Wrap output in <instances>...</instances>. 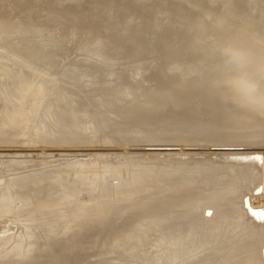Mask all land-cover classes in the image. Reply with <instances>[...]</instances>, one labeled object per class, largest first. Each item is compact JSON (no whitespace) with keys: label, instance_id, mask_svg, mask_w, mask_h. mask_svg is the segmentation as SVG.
I'll use <instances>...</instances> for the list:
<instances>
[{"label":"bare ground","instance_id":"6f19581e","mask_svg":"<svg viewBox=\"0 0 264 264\" xmlns=\"http://www.w3.org/2000/svg\"><path fill=\"white\" fill-rule=\"evenodd\" d=\"M11 1L12 0L10 1L0 0V3H1L0 4V218H3L4 222L5 221L9 222L7 223L8 229L6 231L0 230V264H70L72 263L73 258H76L75 256H77L80 252L85 251L87 248L92 247L91 245H93L96 242L95 238L101 232L105 230L107 231L110 228L108 227L109 225L107 226L99 225V226L90 227L87 231H85V229L89 227L88 225H86V223L77 224V222H73V220H68V219L65 220L63 218L64 225H62L60 229L57 223L47 221L48 219H45L46 217H43V216L38 217V214L36 213L37 212L36 209L34 210V214L27 213L29 212V210L25 206L30 204L33 197L37 198V202L40 203V205H42L41 208L44 209L46 213L53 212L52 215L58 218V216L61 217L60 216L61 212H63L62 211L63 208L60 210L62 206L70 205L71 203L76 204V201L77 200L79 201L78 195L80 193H84L86 194V196L89 195L88 197L89 201L87 202L84 200L83 202H79L80 207L85 206V203L86 204L89 203V205H93V207L90 206L92 207V210L90 211L88 210V212L85 211L88 209V207L86 208L84 207L85 210L82 209V212L83 213L87 212L86 215L88 214H91V215L100 214L101 215L102 214V212L100 211L101 209L99 210L97 207L99 205L98 202L102 203L108 197H111L113 199L116 195H118V197H124L122 198L123 200L127 196L131 197L135 195L136 193L135 191L138 188L145 187V186L148 187L149 190L151 189L150 191L145 189L146 192H149V193L154 192V193H152L149 196L147 195L148 196L147 201H145L143 204L138 205L137 207L135 205V209L141 210L150 205H152V207L150 206L148 210L146 209V211L141 212L137 218L135 217L134 223H132L129 230L123 229L121 230L122 233L120 231L121 234L115 238L116 242L114 241L115 244H113L114 247L112 246V248L110 249L111 252H108L110 250L106 252L107 256L109 255V257L105 255L104 257L103 256L101 257V255H98L97 257L98 258L100 257V258L98 259L96 264H264V201H263L264 174H263V178L260 177L259 175V172H260L259 166L262 163L261 154H264V139H260L257 141L248 140V139H246V141L230 140L228 141V143L223 144L227 146H235V148L238 147L236 148L237 150L235 151H232V150L231 151H227V150L221 151L220 150L219 152H215L212 150L213 151L212 152L211 150L209 151L199 150L195 152L192 150L189 151L185 149L180 150V151L179 150L176 151V149L175 151H168L165 149L166 151L157 152V153H161L162 154L161 156H158V155H156V157L154 156L157 160V162L155 163H158V164L140 163L138 158H140L139 156H143V154L146 153L145 151L156 153L154 151L155 149L153 150L145 149L144 147H148L146 145H149V146H151L152 144L153 145H157V144L166 145V143H168L166 140H165L166 142H164L163 139L160 141L159 140L156 141L155 139L156 142H154V140L153 142L152 141L149 142V140H147L146 138H144L147 140L146 142H144L145 140L141 142L140 136H138V133L136 132V128H138L137 126L141 127L140 125L145 124V123H148V125H151V123L153 122L150 121L149 119L150 117H152L150 115L156 114V113L155 114L150 113L151 110L154 108L153 106L151 107L153 103L150 105V108L152 109L148 112L150 113L148 117L146 116V112L141 113V110H138L140 107L138 103H142V101H145L146 103L149 97L148 96L149 94L146 92V90L142 88L143 85L142 87L138 86L136 88H133L134 90H130L129 93L131 95H130L129 100H131L132 102V104H130L129 103L130 101L126 100V98L124 97V94L121 96L122 92L125 90L124 89L125 87H118L119 85H122V83L124 82L126 72L124 73L122 71L120 72V71L114 70V71H109L105 73L104 72L105 65L103 62L100 61L101 56L100 57L97 56L99 53H102V51L101 52L93 51V50L98 49V44L97 46L92 45V47L88 50V52H83L84 50H82L83 53H79V54L76 53V55H74L73 57H70V59L67 60L66 63L63 62L64 63L63 67H66V68L64 70L59 71L60 73H56V71L53 72L54 69H52V66H54L53 63L56 61V58H58L57 60L64 59V61L66 58V56H63L64 54L61 55V58L58 57L59 53L57 54L55 52V50L53 49L54 48L53 46L57 45V48H58L60 43L59 42L55 43L54 38H51L48 35L60 27L61 20H59V18H56L55 16L51 19L47 17H45L44 19L39 18V17L38 19L29 18L30 16H28L26 12H24V15L20 16L18 13L19 11L17 12L16 9L10 8L12 5L9 2ZM14 1H19V0H14ZM46 1L44 4H46ZM50 1L52 2V0ZM53 1L60 2L61 0H53ZM63 1L72 3L75 0H63ZM188 1H191V0H188ZM193 1H191V3H193ZM55 2H53L51 5L54 8V10L57 8L56 7L57 5L59 6V3H55ZM86 2H89V1L87 0ZM153 2H156V1L153 0ZM96 3L94 4L96 5ZM245 3L249 4L250 7L246 8ZM12 4L14 5V3ZM49 4L51 3L49 2ZM110 4H112V2ZM219 4L223 6V8L221 7L220 8L224 10L223 12L224 14L222 13L223 16L220 18V20H216L213 22L214 27L217 28V31L220 34V35L218 34L215 35L217 37L218 36L222 37L224 34L226 35L227 33H229V31L230 33L227 35H231L233 29H230V28L236 25V22L237 23L244 22V24L246 25V26H243L244 30L245 29L246 30L244 31L242 36H244L245 33L247 34L250 33L249 32V30H251L250 28H253V30H251L253 32L255 27L257 26V20L259 19L260 16L264 15V0H197V2H195L194 5L195 7L197 6L199 9H201L200 13H202L203 11L207 13V15L210 16V14L213 15L216 12L215 11L213 13L212 11L215 8H218ZM51 6L50 7L48 6V7L52 8ZM171 6L172 5H170V7L167 6L168 9L166 8L167 10L165 11L169 12V10H171L169 8H172ZM92 8H94V5H92ZM174 9H173V12H175ZM158 13L159 14L164 13L163 9L158 11ZM197 13L198 12H196V14ZM14 14H17L16 16H18V19H15L16 22H14V24H11V26L4 28L5 25H9L8 23V21H10L9 16L12 19L14 18ZM47 15H48L47 13L44 14V16H47ZM57 15H61V14H57ZM96 15L97 14L95 13L94 16ZM175 16H176V13H175ZM153 17L154 16L152 14V18ZM216 17L217 15L214 18ZM238 17L239 19H241L240 17H243V19L239 22ZM149 18L151 19V16ZM156 18H158L157 15L155 16V19ZM208 18L210 17L208 16L204 17V19H207V20ZM159 19L160 18H158V20ZM161 19L159 20L160 22H161ZM236 19L238 20L235 21ZM97 20L99 19L97 18ZM172 20L173 19L170 18V21ZM18 21L20 23H17ZM75 21H76V18H75ZM151 21L153 20L151 19ZM159 21H157L158 26L160 25ZM152 23H153L152 25L154 26V22ZM200 23L199 25H201ZM259 23H261V20L259 21ZM208 24L209 23H207V25ZM127 25L128 24H126L125 26ZM164 25H167V24H164ZM260 25H264V24L261 23ZM238 26L240 29L241 25H238ZM248 28L249 30H247ZM158 29L159 28L157 27V30ZM262 29L264 30L263 27ZM122 30H125V29H122ZM199 31L198 33L201 34L202 32L201 29ZM241 31L243 32V29ZM256 31H257L256 33L258 34V36L257 34H255V31L253 34H255L256 37H258L259 39L260 37H262L263 32H261L262 33L261 34L259 33L260 31L258 29ZM213 32L214 30H212L210 34L212 35ZM84 34L87 35L85 31H84ZM247 34L245 36L249 35ZM259 34H261V36ZM211 35H209L208 37H213L212 40L215 39L214 38L215 36H213L214 34L212 36ZM225 35L224 37L226 38L231 37V39H234L232 38V36H225ZM191 36H190V39H191ZM197 36L196 35L195 37L192 36L193 40H195L194 38H198L200 35L198 37ZM205 36L206 35L202 37H205ZM245 36L242 39H244L246 43L247 38H245ZM18 39L24 41V43L22 44L23 46L20 45V42ZM218 39L216 38V40ZM168 40L169 39H167L166 41ZM184 40L186 39L184 38ZM228 40H230V38ZM247 40L249 41V39ZM187 41L189 43L194 42L192 40H190L191 42L189 40ZM205 41H208V40H205ZM242 41H240L239 43H241ZM259 41L260 39L258 40V42ZM172 42L175 43L174 41ZM196 42L198 41L195 40V44H197ZM208 42L207 44H205L206 45L205 48L203 49L201 48L203 50L201 52L205 53V51L213 47ZM173 43H171V41H170V44L166 42L165 50L167 49L168 45L169 47H171L170 45ZM177 43H176V46L178 47L179 43L178 44ZM184 43L183 44L181 43L180 47L182 45H185ZM230 43L231 42H229V44ZM231 44H233V42ZM235 44H238V43H235ZM165 46L163 45V49ZM172 46H175V44ZM200 46H202V44ZM232 47L233 46H231V49ZM157 48H159V46ZM160 48H162V46ZM154 49L155 48H153L152 51L156 50ZM191 49L192 47H190V50ZM68 50L70 51V49ZM100 50H103V49H100ZM180 50L182 51V47L180 48ZM234 50H236V48ZM243 50L244 49H242V51ZM149 51L151 52V50ZM176 51H177V48H176ZM44 52H46L45 53L46 55L44 54ZM80 52H81V49H80ZM164 52L166 54L167 51H164ZM250 52L248 51V53ZM151 54L156 56L152 52ZM157 54H160V53H157ZM185 54H183V56H186ZM189 54L191 55V52ZM71 55L68 54V58ZM104 55H108V54H103V57L107 59H111V58H113L114 60L119 59V57H108ZM157 56H160V55H157ZM161 56H164V55H161ZM133 57L132 59L136 58V56L134 58ZM77 58L79 62H75L76 61L75 59ZM176 58L174 59L176 60ZM177 59H180V58L178 57ZM89 61H92V62H89ZM153 61H154V58H153ZM58 62L60 64V61ZM152 62L148 65L151 66ZM107 63L108 62H106V64ZM163 63H166V61ZM179 63H182V62H179ZM83 64H86L87 68H90V69L92 68V70L91 71L88 70L87 72L86 70L84 71L82 70V72H79V69H78V73L75 72V70L73 71V67L75 66H81L87 69ZM142 65L144 67V64ZM67 66L68 67L73 66V67L68 68ZM140 66L141 65H139L138 69L140 68ZM256 66H258V70L260 69V71L257 70L255 72L254 78L256 77V74L258 75L261 73L260 74L261 76L258 75L259 78L257 77L259 80L255 82L257 78H255V80L252 78L254 73H252V76L250 78L253 80L251 81L249 79L252 82L251 84L252 87L253 86L255 87L256 85V89L254 88L255 93H257L256 92L257 90L261 91L259 90L260 88H257V86L258 87L259 85L264 86L263 84L264 80H262L263 83H261L260 81L262 79V78L260 79V77L264 76V64L263 65L256 64ZM153 67H156L155 64L154 66L152 65V70H155L156 68L153 69ZM144 72L145 71H143V73ZM151 72H154V71H151ZM143 73L141 70V72L134 74V76L132 77V80H135L134 78H137V76L141 74L143 75ZM149 74L150 72L148 73V76ZM101 75L102 77H99ZM151 76L150 78L152 79L153 77ZM162 77H165V76H162ZM237 78H238V75L236 79ZM240 78L242 79L241 75L239 79ZM243 78L245 81L243 79L242 81L246 82L247 78L245 77ZM151 79L149 80L147 78L146 80L151 81ZM159 79L161 81L162 78L158 77L157 82H160ZM212 79H214V77ZM217 79L219 80L218 77ZM153 80L156 82L157 79L153 78ZM233 80H231L230 78L231 82ZM249 80H248L249 85L245 84V87L247 85V87L249 86L250 88ZM149 81H147V83ZM171 81L173 80L171 79ZM200 81L203 82L202 80ZM240 81L241 80H239V83H241ZM136 82L138 81L136 80ZM244 82L242 84H244ZM254 82L256 83L255 85H254ZM140 83L142 82L140 81ZM177 83L178 82L176 83L174 82V84H177ZM228 83H224V84H228ZM237 83L238 82L235 81V84ZM158 84L159 83H157V85ZM160 84H162V82ZM137 85H139V82L137 83ZM152 85H154V83ZM168 85L171 86V84L169 83ZM130 86H131V83H130ZM150 86L151 85H149V87ZM165 86L163 84V89H161L162 86L160 89L164 90ZM150 88H149V91H150ZM151 89L154 90V86ZM158 90H156V92ZM161 90L160 92L158 91L157 97H156L155 92L154 93L152 92L153 93L152 96L156 97V99H154L156 102L154 103V106H157L156 104L158 105L160 104L161 106L166 100H170L172 98L170 94L169 96L167 92L161 91ZM172 92H175V89ZM194 93H196V95L198 94L195 91ZM164 94L168 95L166 99H164ZM175 95L177 96L178 94H175ZM232 95L234 96V94ZM253 95L256 97V94H254V92H253ZM259 95L262 98V94H258V97H260ZM158 97H160L159 100H158ZM194 97H197V96H194ZM237 97H239V95ZM258 97H257L258 101L255 100V102L260 103V101L262 100L264 101V99L261 100V98H258ZM112 99H114L115 104L111 103ZM181 99L182 98H180V100ZM197 99H199V97H197ZM123 101L125 103H123ZM120 103H123V104H120ZM171 103L173 104V102ZM257 103L255 105H257ZM204 105H206L205 102H204ZM248 105L250 106V103ZM255 105L253 106L256 107ZM147 110H149L148 107H147ZM205 111H207V109ZM167 113H166V117H167ZM235 113H238V112L233 111L232 114L234 118L237 117ZM197 114L199 115V113ZM164 115L165 114H163V116ZM254 115H256V113H254ZM207 116L203 115L201 121L204 120L203 117L205 118ZM131 122L133 123L137 122V124L135 125L136 127H134V124H132ZM175 124L176 123H173V124L170 123V125L169 124L167 125H169L170 127L171 125L174 126ZM208 124L210 125V122H208ZM152 125L156 127V124H152ZM167 125L164 124L162 127H166ZM175 128L177 131L178 129L177 126ZM175 128L173 132L175 131ZM248 128H250V126ZM140 129L138 131L141 132ZM230 129L231 131L233 130L232 127ZM206 130H207V127H206ZM258 130L260 129H257V131ZM217 131L222 132L224 130H217ZM257 131H255L256 135L258 134ZM213 132H216V131L214 130ZM218 132H217V135L214 136L215 138H217V136L221 134ZM170 133L172 132L170 131ZM249 134L247 133L246 135H249ZM167 135H168V132H167ZM172 136L173 135H171V137ZM219 136L221 139V135ZM143 137H147V136H145L144 134ZM207 137H211V136L208 135ZM178 138L180 139V137ZM169 140L170 139H168V141ZM223 140L225 143L226 139L223 138ZM171 144H174V143H171ZM113 146L116 148H114ZM133 146H135V148H132ZM136 146L139 148H137ZM182 146H184V144H182ZM243 146H249V150L247 149L246 151H244L243 149V151H240L242 149L240 147H243ZM147 154L148 153H146V155ZM128 155H132V156L134 155V156L133 158L131 157L129 158ZM106 157L108 159H105ZM142 159L146 160L144 157ZM95 163L96 164L98 163L100 167L102 166L100 165V163H109V165L103 164V167L101 168L102 170L98 167V165H97L98 168H94L93 165H90V166L88 165V164H95ZM112 163H120V164L115 165ZM94 166L96 167V165ZM197 174H199L198 175L199 177L193 181V178H195ZM113 180H116V182H113ZM195 185H196L195 187L196 189L194 188ZM46 186H51V187L47 189ZM200 186H204V187L207 186V187L201 188ZM166 187H169L170 189L165 191ZM187 187L190 189H186ZM25 189H27L28 193H24ZM31 190L33 194L29 193V191ZM262 190H263V193L261 192ZM139 193H141V191ZM136 194H138V192ZM99 195L101 197L100 199L97 200ZM261 195H263V197H261ZM141 196H143L142 193H141ZM136 201L138 200L136 199ZM115 202L117 203V200ZM124 202L127 203V200L126 201L124 200ZM124 202H122V204H124ZM128 202H131V201H128ZM160 202H164V203L167 202L168 204L173 203L169 206V209L171 210L164 209L162 207L157 208L158 207L157 204H159ZM82 203L83 205H81ZM122 204L120 206H122ZM124 205L123 207H126V204ZM127 207L128 209H131L132 206L129 208V204H128ZM75 208H78V207H75ZM116 208H117V205H116ZM113 210L114 209H112V211ZM112 211H109V212L111 213ZM129 211L128 213H133L131 212V210ZM82 212L81 214L86 216ZM77 214L79 213L76 212V216ZM116 214H117V211H116ZM125 214L126 213H123V215ZM33 217L34 218L38 217V219L42 221L36 222V219H34ZM114 217H116V215ZM65 218H68V217H65ZM133 218L134 217H132V219ZM90 222L88 223L87 221V224H90ZM126 222L128 223V221ZM122 227L123 226H121V228ZM89 230H94V236L88 237V239L85 242H83V240L87 238L86 236L89 235L88 234ZM80 234H83V235L80 238H78ZM61 235H65V237H62L59 239L58 237H60ZM147 235H149L148 237L149 239L151 238L150 235L153 238H151L149 241L145 240L143 244L139 243V239L143 241L144 238L142 240L141 237L142 236L147 237ZM65 239L66 241H64ZM133 240L134 241L138 240L137 241L138 245L136 244V242L133 245L132 244L134 242ZM130 242H132L131 243L132 245L129 244ZM145 242L146 244L147 242L149 243L148 246L145 244ZM144 244L146 245L145 247H143ZM113 249L114 251L112 252ZM87 250L89 251L90 249H87ZM108 253H111V255Z\"/></svg>","mask_w":264,"mask_h":264},{"label":"rangeland","instance_id":"374dc122","mask_svg":"<svg viewBox=\"0 0 264 264\" xmlns=\"http://www.w3.org/2000/svg\"><path fill=\"white\" fill-rule=\"evenodd\" d=\"M10 1V0H8ZM46 0H19V1H14L12 0L11 2H9L12 6L10 8L12 9H16V11L19 13L20 16L24 15V12H26L28 14V16H30L29 18H42L44 19L45 17L47 18H53L54 16L56 18H59V20H61V25L59 28H57L55 31H53L51 34H48L49 37L51 38H54V42H59L60 43V47L58 46L57 48V45L56 46H53L52 48L55 50V52L58 54V57L61 58V55L63 56H66L65 58V61L64 59L62 60H57L58 58H56V61L53 63L54 66H52V69H54L53 72L56 71V73H60L59 71L61 70H64L66 67H63V64L67 62V60L70 59V57H73L74 55L79 54V53H83V52H88V50L92 47V45H96L98 44V49L96 50H93L95 52H101L102 53H99L97 56H101V59L100 61L104 63L105 65V70L104 72H109V71H114V70H117V71H122V72H126L125 74V80L124 82L122 83V85H119L118 87H125L124 91L122 92L121 96L124 94V97L126 98V100H129L130 98V90H134L133 88H136V87H142L143 85V89L146 90V92L149 94L148 96V100L146 101V104L145 101H142V103H138L139 104V109L138 110H141V113H145L146 112V116L148 117L150 115V113H156L155 115H150L152 117H150V121H152L153 123H151V125H148V123H145V124H142L140 125L141 127L137 126L139 129L141 130L138 131L139 129L136 128V132L138 133V136H140V140L141 142H146L147 140L152 141L154 140V142L156 141H160L163 139L164 142H168L165 144H157V145H146L148 147H144L145 149L147 150H153L155 149L154 151L156 153H151V152H148V151H145L146 153H148L146 155V153L143 154V156H139L140 158L144 157L146 160L144 159H140L138 158L139 162L142 163V164H146V163H155L157 162L156 160V155L158 156H161L162 154L161 153H157V152H162V151H180V150H189V151H199V150H205V151H209V150H213L215 152H219L220 150L223 151V150H227V151H235L237 150L235 146H227V145H223V144H226L228 143V141L230 140H233V141H240V140H243V141H246V139L248 140H253V141H257V140H260V139H264V101L262 99H264V86L262 88L261 85H259V87L257 86V88H260L259 90L261 91H256L257 93H255V89H256V81L259 80V76H261L260 74H256V77L257 78L255 80L254 76H255V72L258 70V66H256V64H260V65H263L264 64V30L262 29V27L264 28V25H260L261 23L264 24L263 22V19H264V15L263 18L262 16L259 17V19L257 20V26L255 27L254 31H255V34H257L256 30L258 29L261 33L263 32L262 34V37H260V41L258 42V37H256L254 33V31L252 32L251 30H253V28H250L251 30H249V28L247 30H249L250 33H245V35L247 34L248 36H245V38L249 39V41L246 39V43H245V40L242 39L244 38L243 33L244 31V27L243 26H246L244 24V22H240L243 17H240L241 19H239V22L241 23H237L236 22V25H234L232 28L230 29H233L231 35H227L230 33H227L228 30H227V34L225 36H232V38L234 39H231V37H224V35L222 37L220 36H215V35H220L219 32L217 31V28L214 27V24L213 22L216 21V20H220V18L223 16L222 13L224 12V10H222L221 8H223V6L221 4L218 5V8H215L212 12L214 13L215 11L216 12L213 14V15H217L216 18H214L215 16H213L212 14L207 15V13L203 12L200 13L201 9H199L197 6L195 7V2H197V0H191L193 1V3H191V1H188V0H154L156 2H153V0H88L89 2H86L87 0H75L73 1L72 3H69L67 1H63L61 0L60 2H55L52 0V2L49 0L46 1V4L45 3ZM152 1V2H151ZM49 2L51 4H49ZM55 2V3H59V6L57 5L56 9L54 10V8L51 6L52 3ZM67 2V3H65ZM97 2V3H96ZM100 2V3H99ZM102 2V3H101ZM106 2V3H104ZM112 2V4H110ZM117 2V3H116ZM14 3V5L12 4ZM62 3V4H61ZM96 3V5L94 4ZM129 3V4H128ZM144 3V4H143ZM151 3V4H150ZM176 3V5H175ZM183 3V4H182ZM1 4V3H0ZM78 4V5H76ZM103 4V5H102ZM105 4V5H104ZM110 4V5H108ZM128 4V5H127ZM159 4V5H158ZM161 4V5H160ZM172 5L171 7L172 8H169L171 10L168 11H165L168 9V7H170V5ZM189 4V5H187ZM242 4V3H241ZM92 5H94V8H92ZM127 5V6H126ZM144 5V6H143ZM146 5V6H145ZM155 5V7H154ZM175 5V6H173ZM51 6L52 8H49ZM91 6V7H90ZM108 6V7H107ZM111 6V7H110ZM126 6V7H125ZM130 6V7H129ZM158 6V7H157ZM168 6V7H167ZM180 6V7H179ZM245 6L246 8L250 7L249 4L245 3ZM130 9H129V8ZM132 7V8H131ZM149 10V11H147ZM163 7V8H162ZM221 7V8H220ZM140 8V9H139ZM158 8V9H156ZM167 8V9H166ZM176 8V9H174ZM62 9V10H61ZM145 9V10H144ZM152 9V10H151ZM161 9H163L164 13L162 14H159L158 11H160ZM173 9L175 12H173ZM217 9V10H216ZM116 10V11H115ZM124 10V11H123ZM133 10V11H132ZM185 10V11H184ZM198 10V11H197ZM222 10V11H221ZM248 10V9H247ZM91 11V12H90ZM96 11V12H95ZM115 11V12H114ZM157 11V12H156ZM172 11V12H171ZM189 11V13H188ZM195 11V12H194ZM101 12V13H100ZM118 12V13H117ZM134 12V13H133ZM143 12V13H142ZM148 12V13H147ZM187 12V14H186ZM192 12V13H191ZM196 12H198L196 14ZM16 13V12H14ZM47 13L48 15L47 16H44V14ZM95 13L97 14L96 16ZM131 13V14H130ZM173 13V14H171ZM175 13H176V16H175ZM220 13V14H218ZM57 14H61V15H57ZM91 14V15H90ZM99 14V16H98ZM110 14V15H109ZM140 14V15H139ZM150 14V15H149ZM152 14H153V18H152ZM171 14V15H170ZM224 14V13H223ZM240 14V13H238ZM10 15V14H9ZM17 14H14V18L11 19V17L9 16V19L10 21H8L9 25H5V27H8V26H11V24H14V22H16L15 19H18V16H16ZM57 15V16H56ZM90 15V16H89ZM144 15V16H143ZM157 15L158 18H162L161 19V22L158 20V18L155 19V16ZM174 15V16H173ZM179 17H178V16ZM185 15V17H184ZM200 15V16H199ZM220 15V16H219ZM242 15V14H241ZM240 15V16H241ZM127 16V18H126ZM151 16V19L153 21H151V19L149 18ZM173 18H172V17ZM191 16V17H190ZM205 16H208L210 18L207 19H204ZM213 16V17H212ZM219 16V17H218ZM17 17V18H15ZM94 17V18H93ZM182 17V18H181ZM184 17V18H183ZM200 17V18H199ZM202 17V18H201ZM75 18H76V21H75ZM97 18L99 20H97ZM131 18V19H130ZM164 18V19H163ZM167 18V19H166ZM170 18L173 19L172 21H170ZM198 18V20H197ZM212 18V19H211ZM214 18V19H213ZM219 18V19H218ZM128 19V20H126ZM138 19V20H137ZM149 19V20H148ZM184 19V20H183ZM196 19V20H195ZM238 19H236L235 21H237ZM117 20V21H116ZM159 21L160 25L158 26L157 24V21ZM165 22H163V21ZM167 20V21H166ZM177 20V21H176ZM212 20V21H211ZM261 20V23H259V21ZM26 21V20H25ZM123 21V22H122ZM131 21V23H130ZM170 21V22H169ZM208 21V22H206ZM11 22V23H10ZM70 22V23H69ZM100 22V23H99ZM127 22V23H126ZM154 22V26L152 25ZM172 22V23H171ZM174 22V23H173ZM202 22V23H200ZM17 23H20L19 21ZM119 23V25H118ZM128 24L127 26H125L126 24ZM163 23V24H162ZM169 23V25H168ZM181 23V24H180ZM199 23L204 26L202 27L201 25H199ZM207 23H209L207 25ZM54 24V23H53ZM52 24V25H53ZM164 24H167V25H164ZM173 24V25H172ZM204 24V25H203ZM216 24V23H215ZM244 24V25H243ZM55 25V24H54ZM95 25V26H93ZM118 25V27H117ZM159 28L157 30V27ZM207 27H206V26ZM238 25H241V28L243 29V32L241 31L242 29L240 28L239 29V26ZM107 26V27H105ZM198 26V27H197ZM201 26V27H200ZM261 28H260V27ZM206 27V28H205ZM259 27V28H257ZM96 28V29H94ZM98 28V29H97ZM101 28V29H100ZM201 31V34L198 33V31L200 29ZM204 28V29H203ZM210 28V29H209ZM246 28V27H245ZM80 29V30H79ZM83 29V30H81ZM122 29H125V30H122ZM175 29V30H174ZM186 29V30H185ZM192 29V30H191ZM207 29V30H206ZM262 29V30H261ZM95 30V31H94ZM106 30V31H105ZM194 30V31H193ZM205 30V32H204ZM212 30H214V32L212 33L213 36H215L212 40L213 37H208L210 34V32H212ZM240 30V31H239ZM84 31L86 34H84ZM88 31V32H86ZM207 31V32H206ZM210 31V32H209ZM236 31V33H235ZM111 32V33H109ZM181 32V33H180ZM187 32V33H186ZM200 32V31H199ZM240 32V33H239ZM98 33V34H97ZM195 37V35L200 37L198 38H194L196 41L197 44H195V40H193L192 36ZM196 33V34H195ZM84 34V35H83ZM149 34V35H148ZM194 34V35H193ZM209 34V35H208ZM261 34H259L261 36ZM86 35V36H85ZM114 35V36H113ZM147 35V36H146ZM188 35V37H187ZM206 35L205 37H202ZM211 35V36H212ZM236 35V36H235ZM241 35V36H240ZM101 36V37H100ZM190 36H191V39H190ZM258 36V34H257ZM68 37V38H67ZM73 37V38H72ZM210 39H208V38ZM238 37V38H237ZM241 37V38H240ZM250 37V38H248ZM70 38V39H69ZM184 38L186 40H184ZM216 38L218 40H216ZM230 38V40H228ZM258 40H257V39ZM74 39V40H73ZM164 39H169L168 41L164 40ZM222 39V40H220ZM224 39V41H223ZM238 39V40H237ZM19 40V39H18ZM184 40V41H182ZM187 40H192L194 42H191L189 43ZM203 40V41H202ZM205 40H208V41H205ZM227 40V41H226ZM235 40V41H233ZM244 40V41H242ZM16 41V40H15ZM14 41V42H15ZM62 41V43H61ZM68 41V42H67ZM86 41V42H85ZM164 41V42H163ZM168 44H170V41L171 43H173L172 41H174L175 43L171 44L169 47H167V49L165 50L166 48V42ZM211 41V42H210ZM213 41V42H212ZM237 41V42H236ZM240 41H242L241 43H239ZM251 41V43H250ZM20 42V45H22L24 43V41L22 40H19ZM148 42V43H147ZM160 42V44H159ZM179 44H178V43ZM186 42V43H184ZM200 42V43H199ZM205 42V43H203ZM210 43L213 47L207 51H205V53L201 52L203 51L202 49L206 47L205 44ZM222 42V43H221ZM229 42H233V44H229ZM66 43V44H65ZM94 43V44H93ZM176 43L178 44V47L176 46ZM181 43L185 44V45H182V51L180 50V45ZM195 46H194V44ZM228 43V44H227ZM235 43H238V44H235ZM68 44V45H67ZM84 44V45H83ZM165 46L164 49H163V45ZM175 46H172L174 45ZM191 44V45H189ZM202 44V46L200 45ZM242 44V45H241ZM246 44V45H245ZM249 44V45H247ZM209 45V44H208ZM218 45V46H217ZM221 45V46H219ZM228 45V46H227ZM238 45V46H237ZM256 45V46H255ZM23 46V45H22ZM34 46V45H33ZM152 46V47H150ZM154 46V47H153ZM159 46V48L157 47ZM162 46V48H160ZM184 46V47H183ZM197 46V47H196ZM215 46V47H214ZM231 46L234 47V49L236 48V50L231 49ZM241 46V48H240ZM254 46V47H252ZM261 46V48H260ZM71 47V48H70ZM103 49V50H100L99 49ZM117 47V48H116ZM189 47V48H188ZM190 47H192V51L190 50ZM195 47V48H193ZM200 47V48H199ZM229 47V49H228ZM66 48V49H65ZM155 48L154 50L156 51H152V49ZM176 48H177V51H176ZM188 48V49H187ZM198 48V49H196ZM202 48V49H201ZM217 48V49H215ZM225 48V49H224ZM228 51H227V49ZM252 48V50H251ZM256 48V49H255ZM70 49V51L68 50ZM76 49V50H75ZM80 49H81V52H80ZM162 49V50H161ZM172 49V50H170ZM188 51V52H186ZM195 49V50H193ZM242 49H244L242 51ZM250 49V50H249ZM263 49V51H262ZM28 50V49H27ZM68 50V52H67ZM78 50V51H77ZM82 50H84L82 52ZM118 50V51H117ZM151 50V52L153 54H155L156 56L152 55L151 52L149 51ZM159 50V51H158ZM170 50V51H169ZM179 50V51H178ZM199 50V51H198ZM241 50V51H240ZM259 50V51H258ZM63 51V52H62ZM73 53H72V52ZM120 51V52H119ZM125 51V52H124ZM138 51V52H137ZM148 51V52H147ZM164 51H167L166 54ZM171 53H169V52ZM181 51V53H180ZM194 51V52H193ZM212 51V52H211ZM248 51L250 53H248ZM70 52V53H69ZM164 54H163V53ZM185 52V53H183ZM191 52V55L189 54ZM260 52V53H259ZM46 52H44L45 54ZM72 53V55H71ZM137 53V55H136ZM139 53V54H138ZM144 55H142V54ZM157 53H160V54H157ZM170 55H168V54ZM229 53V54H228ZM243 53V54H242ZM68 54H70L71 56H69L68 58ZM103 54H108V55H104V56H108V57H119L118 60H114L113 58L111 59H107L105 57H103ZM141 54V55H140ZM152 57H151V55ZM175 54V55H174ZM179 54V55H178ZM183 54H185L186 56H183ZM199 54V55H198ZM202 54V55H201ZM236 54V55H235ZM249 54V55H248ZM255 54V55H254ZM46 55V54H45ZM149 55V56H147ZM157 55H160V56H157ZM161 55H164V56H161ZM167 55V56H166ZM214 55V56H213ZM123 56V57H122ZM136 56V58L134 57ZM142 56V57H141ZM154 56V57H153ZM174 56V57H173ZM191 56V57H190ZM217 56V57H216ZM240 56V57H239ZM121 57V58H120ZM132 57L134 59H132ZM159 57V58H158ZM179 57L180 59H177ZM182 57V58H181ZM185 57V58H184ZM188 57V58H187ZM202 57V58H201ZM261 57V58H260ZM153 58H154V61H153ZM156 58V59H155ZM163 58V59H162ZM176 58V60L174 59ZM197 58V59H196ZM216 58V59H215ZM234 58V59H233ZM237 58V59H236ZM257 58V59H256ZM104 59V60H103ZM128 59V60H127ZM148 59V60H147ZM151 61H150V60ZM242 59V60H241ZM76 60V61H75ZM74 61L75 62H79L78 58L75 59ZM156 60V62H155ZM170 60V61H169ZM195 60V61H194ZM210 60V61H209ZM247 60V61H246ZM60 61V64L59 62ZM113 61V62H111ZM141 61V62H139ZM150 61V62H148ZM153 61V62H152ZM166 63H163L165 62ZM177 61V62H176ZM186 63H185V62ZM239 61V62H238ZM251 61V62H250ZM257 61V62H256ZM64 62V63H63ZM89 62H92V61H89ZM106 62H108L106 64ZM135 62V63H134ZM137 62V63H136ZM139 62V63H138ZM151 64V66H149L148 64ZM155 62V63H154ZM159 62V63H158ZM179 62H182V63H179ZM212 62V63H211ZM218 62V63H217ZM259 62V63H258ZM100 63V62H99ZM116 63V64H115ZM162 63V64H160ZM170 63V64H169ZM176 63V64H175ZM59 64V65H58ZM113 66H112V65ZM124 64V65H123ZM138 64V65H137ZM144 64V67L143 65ZM156 67H153L156 68L155 70H152V65ZM169 64V65H168ZM187 64V65H186ZM214 64V65H213ZM235 64V65H234ZM58 65V66H57ZM86 68H87V65L86 64H83ZM140 66V68L138 69V67ZM160 65V66H159ZM198 65V66H197ZM207 65V66H206ZM120 66V67H119ZM149 66V67H148ZM158 66V67H157ZM240 66V67H239ZM55 67V68H53ZM68 67V66H67ZM69 67H73V66H69ZM68 67V68H69ZM108 67V68H107ZM111 69H110V68ZM113 67V68H112ZM148 67V68H146ZM160 67V68H159ZM162 67V68H161ZM165 67V68H163ZM171 67V68H170ZM256 67V68H255ZM263 67V66H262ZM151 68V69H150ZM169 68V69H168ZM179 68V69H178ZM185 68V69H184ZM78 69H79V72H82V70H86V72L89 70L91 71L92 68H87L85 69L84 67H81V66H75L73 67V71L75 70V72L78 73ZM124 69V70H123ZM127 69V70H126ZM146 69V70H144ZM148 69V70H147ZM160 69V70H159ZM184 69V70H183ZM206 71H205V70ZM132 70V71H131ZM142 70V73L143 71H147L146 73L144 72L143 75H139L137 76V78H134L135 80H132V77L134 76V74L136 73H139L141 72ZM164 70V71H163ZM171 70V71H170ZM174 70V71H173ZM210 70V71H209ZM103 71V70H101ZM150 72L149 76H148V73ZM151 71H154V72H151ZM166 71V72H165ZM180 71V72H179ZM186 71V72H185ZM188 71V72H187ZM192 71V72H191ZM203 71V72H202ZM226 71V72H225ZM260 71V69L258 70ZM128 72V73H127ZM160 74H159V73ZM162 72V73H161ZM191 72V73H190ZM164 73V75H163ZM174 73V74H173ZM252 73L253 74V79L255 80L254 82V85L255 87L253 86L252 87V80L253 79H250L251 76H252ZM98 74V72H97ZM132 74V75H131ZM155 76H154V75ZM172 74V75H171ZM225 74V75H224ZM236 74V75H235ZM104 75V74H103ZM153 75V76H151ZM160 75V76H159ZM178 75V76H176ZM191 75V76H190ZM223 75V76H222ZM233 75V76H231ZM235 75V76H234ZM238 75V78L236 79ZM242 77V79L244 80L243 77L247 78L246 79V82L242 81V79L239 77ZM263 75V74H262ZM98 76V75H97ZM153 77L154 79H157L156 82L158 81V77L162 78L161 81L159 79L160 82H157L159 83L157 85V83L153 80V78L151 79L150 78ZM162 76H165V77H162ZM222 76V77H221ZM229 76V77H228ZM99 77H102L99 76ZM130 77V78H129ZM214 77V79H212ZM217 77L219 78V80L217 79ZM225 77V78H223ZM249 77V78H248ZM151 79V81L149 80H146V79ZM178 81H177V79ZM210 78V80H209ZM229 78V80H228ZM230 78L231 80H235L236 82H238L237 84H235V81L231 82L230 81ZM262 78V79H261ZM100 79V78H99ZM130 79V80H129ZM145 79V80H144ZM171 79L173 81H171ZM223 79V80H222ZM227 79V80H225ZM251 81H250V80ZM260 81L261 83H263L262 80H264V76L263 77H260ZM136 80L139 82V85H137L138 82H136ZM144 80V81H143ZM165 80V81H164ZM200 80H202L203 82H201ZM218 80V81H217ZM238 80V81H237ZM239 80H241L239 83ZM248 80L250 82V88L249 86L245 87V84H248ZM134 81V82H133ZM140 81L142 83H140ZM147 81H149L147 83ZM171 81V82H170ZM193 83H192V82ZM196 81V82H195ZM201 83H200V82ZM214 81V82H213ZM217 81V82H215ZM223 81V83H222ZM162 82V84H160ZM174 82H178L177 84H174ZM184 82V83H183ZM209 82V83H208ZM221 82V83H220ZM229 82V83H228ZM244 82V84H242ZM130 83H131V86H130ZM135 83V85H134ZM145 85H144V84ZM154 83V85H152ZM156 83V84H155ZM168 85L171 84V86H167L166 84ZM188 83V84H187ZM191 83V84H190ZM214 86H213V84ZM221 85H220V84ZM224 83H228V84H224ZM231 83V84H230ZM260 83V82H258ZM163 84L164 86V90H161L163 89ZM173 84V85H172ZM183 84V85H182ZM196 84V85H195ZM198 84V85H197ZM201 84V85H200ZM264 84V83H263ZM149 85H151L152 87L154 86V90L151 89L149 87ZM189 85V86H188ZM240 85V86H239ZM249 85V84H248ZM157 88H156V87ZM162 86V88H161ZM198 86V87H197ZM201 86V87H200ZM213 86V88H212ZM244 86V87H243ZM176 87V88H175ZM216 87V88H215ZM223 87V88H222ZM149 88H150V91H149ZM158 90L160 92L161 91H165L168 93V95L170 94L171 95V99L170 100H166L161 106L160 104H156L157 106H154V103L156 99V97L158 96V91L156 92V90ZM161 88V89H160ZM168 88V90H167ZM170 88V89H169ZM172 88V89H171ZM175 89V92H172L174 91ZM198 88V89H197ZM206 88V89H205ZM232 88V89H231ZM239 88V90H238ZM246 88V90H245ZM255 88V89H254ZM262 88V89H261ZM127 89V90H126ZM212 89V90H211ZM251 89V90H250ZM129 90V91H128ZM148 90V91H147ZM229 90V91H228ZM233 90V91H232ZM243 90V91H242ZM193 91V93H192ZM197 92L198 94L196 95ZM200 91V92H199ZM214 93H213V92ZM224 91V92H223ZM242 91V92H241ZM246 91V92H245ZM151 92V93H149ZM155 92L156 94V97L152 96V94ZM236 92V93H235ZM239 92V93H238ZM253 92L254 94H256V97L253 95ZM259 92V93H258ZM178 94L177 96L175 94ZM242 93V94H241ZM244 93V94H243ZM247 93V94H246ZM120 94V93H119ZM193 94V95H192ZM234 94V96L232 95ZM246 94V95H245ZM258 94H262V98L261 96L258 97ZM167 94H164V99H166L168 97ZM169 95V96H170ZM175 95V96H174ZM216 95V96H215ZM239 95V97H237ZM250 97H249V96ZM194 96H197L199 97V99H197V97H194ZM248 96V97H247ZM233 97V98H231ZM246 97V98H244ZM257 97L258 98H261L262 101H260V103H257L255 102L258 101L257 100ZM112 98V97H111ZM128 98V99H127ZM152 98V99H150ZM179 98V99H178ZM180 98L182 99L180 100ZM242 98V99H241ZM251 98V99H250ZM160 99V97H158V100ZM163 99V100H164ZM224 99V100H223ZM154 102H152V101ZM200 100V101H198ZM203 100V101H202ZM239 100V101H238ZM244 100V101H243ZM251 100V101H250ZM130 104H132L131 100H129ZM254 101V102H253ZM151 102V103H150ZM173 102V104L171 103ZM178 104H177V103ZM202 102V103H201ZM204 102L206 103V105H204ZM112 104H115V101L114 99H112L111 101ZM123 103H125L123 101ZM123 103H120V104H123ZM153 103V104H152ZM201 103V104H200ZM250 103V106L248 105ZM254 103V104H253ZM257 103V105H255ZM117 104V103H116ZM152 104V105H151ZM165 104V105H164ZM169 104V105H168ZM236 104V105H235ZM252 104V105H251ZM150 105L151 107L153 106L154 108H150ZM164 105V106H163ZM172 105V106H171ZM191 105V106H190ZM253 105H255L256 107H254ZM177 106V107H176ZM147 107L149 108V110H147ZM159 107V109H158ZM163 109H161V108ZM180 107V108H179ZM188 107V108H187ZM195 107V108H194ZM207 111H205L206 109ZM168 108V109H166ZM171 108V109H170ZM200 108V110H199ZM248 108V109H247ZM256 108V109H255ZM147 111H145V110ZM152 109V110H151ZM155 109V111H154ZM158 109V110H156ZM174 111H173V110ZM151 110L150 113H148L149 111ZM161 110V111H160ZM172 110V111H170ZM176 110V111H175ZM195 110V111H194ZM199 110V111H198ZM218 110V111H217ZM144 111V112H143ZM158 111V112H157ZM230 111V112H229ZM233 111H237L238 113H235L237 115V117H233ZM140 112V111H139ZM168 112V113H167ZM171 112V113H170ZM191 112V113H190ZM256 113V115H254V113ZM148 113V115H147ZM162 113V114H161ZM166 113H167V117H166ZM199 113V115L197 114ZM204 113V114H203ZM251 113V114H250ZM163 114H165L163 116ZM201 114V115H200ZM207 116V117H203V121L202 120V116ZM210 115V117H209ZM224 116V117H222ZM250 116V117H249ZM258 117V118H257ZM261 117V118H260ZM263 117V118H262ZM209 118V119H208ZM153 119V120H152ZM161 121H159V120ZM169 119V120H168ZM171 119V120H170ZM173 119V120H172ZM211 120V121H210ZM213 120V121H212ZM240 120V121H239ZM210 122V125L208 124V122ZM252 121V122H251ZM206 124H205V123ZM132 124H134V127H136L135 125L137 124V122L133 123L131 122ZM170 123H176L174 126L176 127L177 126V131H176V128L171 125ZM150 124V123H149ZM152 124H156V127ZM158 124V125H157ZM167 125L166 127H162L163 125ZM205 124V126H204ZM208 124V125H207ZM238 126H237V125ZM180 125V126H179ZM207 125V126H206ZM218 125V126H217ZM221 125V126H220ZM230 125V127H229ZM146 126V127H144ZM250 126V128H248ZM255 126V127H254ZM206 127H207V130H206ZM232 127V131H231V128ZM150 128V129H149ZM165 128V129H164ZM173 128V129H172ZM175 128V131L173 132ZM182 130H180V129ZM189 128V129H188ZM220 128V129H219ZM248 128V129H247ZM252 128V129H251ZM215 130L216 132H213L212 131ZM238 131H237V130ZM257 129H260L257 131ZM149 130V131H147ZM180 130V131H179ZM191 130V131H190ZM217 130H224V131H217ZM227 130V131H226ZM243 130V131H242ZM144 131V133H143ZM159 131V132H158ZM170 131L172 133H170ZM200 131V132H199ZM211 131V132H210ZM226 131V132H225ZM236 131V132H235ZM252 131V132H251ZM258 132V136L256 135V132ZM153 134H152V133ZM167 132H168V135H167ZM214 134H213V133ZM217 132L218 133H221L219 135H221V139L225 140V143H224V140L222 141L220 139V136L218 138H215L214 136L217 135ZM224 132V133H223ZM230 132V133H229ZM252 134H251V133ZM254 132V133H253ZM140 133V134H139ZM149 133V135H148ZM189 133V134H188ZM206 133V134H205ZM209 133V134H208ZM212 135H211V134ZM216 133V134H215ZM236 133V134H234ZM238 133V134H237ZM249 134V135H246V134ZM262 136H261V134ZM145 134V136L147 137H143ZM147 134V135H146ZM254 134V136H253ZM143 135V136H141ZM167 135V136H166ZM171 135H173L171 137ZM196 135V136H195ZM211 136V137H207V136ZM224 135V136H222ZM226 135V137H225ZM229 135V136H227ZM180 137V139L178 137ZM249 136V137H248ZM251 136V137H250ZM149 137V138H148ZM177 137V138H176ZM207 137V138H206ZM223 137V138H222ZM146 138V139H144ZM188 138V139H187ZM230 138V139H229ZM252 138V139H251ZM143 139V140H142ZM156 139V141H155ZM168 139H170L168 141ZM174 139V140H173ZM179 139V140H178ZM219 139V140H218ZM235 139V140H234ZM166 140V141H165ZM151 142V143H152ZM194 142V143H193ZM171 143H174V144H171ZM178 143V145H177ZM184 144V146H182V144ZM181 144V145H180ZM186 144V146H185ZM172 145V146H171ZM188 145V146H187ZM191 145V146H190ZM160 146V147H159ZM169 146V147H168ZM171 146V147H170ZM179 146V147H178ZM114 147V146H113ZM112 147V148H113ZM137 147V146H136ZM182 147V148H181ZM224 147V148H223ZM228 147V148H227ZM234 147V148H233ZM245 147V148H244ZM247 147V148H246ZM116 148V147H114ZM132 148H135V146H133ZM139 148V147H137ZM205 148V149H204ZM242 148L240 151H246L247 149L249 150V146H243V147H240ZM166 149V150H165ZM212 151V152H213ZM151 156H150V155ZM262 155V163L261 165L259 166L260 168V172H259V175L260 177L263 178V171H264V154H261ZM79 156V155H78ZM134 156V155H133ZM132 155H128V157L130 158H133ZM153 156V157H152ZM155 156V157H154ZM150 157V159H149ZM152 158V159H151ZM105 159H108L107 157ZM144 161V162H143ZM103 164L105 165H109V163H100V165H102L101 167L99 166V164L95 163V164H88L89 166L90 165H93L94 168H102L103 167ZM111 164V163H110ZM112 164H120V163H112ZM155 164H158V163H155ZM96 165V167L94 166ZM98 165V167H97ZM112 166V165H111ZM102 170V169H101ZM95 171V170H94ZM68 173V172H67ZM199 174H197L195 176V178H193V181L196 180L199 176ZM113 182H116V180H113ZM160 182V181H159ZM161 183V182H160ZM197 185V184H196ZM196 185L194 186V188L196 187ZM200 185V183H199ZM198 185V187H199ZM163 186V185H162ZM161 186V187H162ZM47 189H49L51 186H46ZM201 188H205L207 186H200ZM34 188V187H32ZM143 189V190H142ZM149 190L148 187H141V188H138L135 192L138 194L135 193V195L133 196H127L125 197V199L122 200V198L124 197H118V195H116L113 199L111 197H108L106 198L102 203L98 202V209L102 212V214H98V215H91V214H87L88 210H92V207L93 205H89L85 203V206H81L79 205V202H83L84 200L85 201H89L88 200V197L89 195L86 196V194L84 193H80L78 195V198H79V201L77 200L76 201V204H70V205H65V206H62L60 208V210L63 208V212H61V217L58 216V218H56V216L52 215V213H46V211L44 209L41 208L42 205H40V203L37 202V198L36 197H33L32 198V201L30 202L29 205L25 206L26 208H28L29 214H34V210L36 209V213L38 214V217H46L45 219H48L47 221H51V222H55L58 224V227L61 229V226L64 225V219L65 220H73V222H77V224H83V223H86V225H88L89 227L87 229H85V231H87L90 227H94V226H99V225H109L108 227H110L107 231H103L101 232L95 239H96V242L91 245L92 247L90 248H87V249H92L91 251L89 250H85V251H82L80 252L77 256H75L76 258H73L72 260V263L70 264H96L98 259L97 256L98 255H101V257L104 255L107 256V251L110 250L113 246V244H115V238L117 236H119L122 231L121 230H129L130 226L132 225V223H134V220H135V217L137 218L139 216V214L143 211H146V209L148 210V207H145L141 210H136L135 209V205L136 207L138 205H141L143 204L145 201H147V197L149 195H151L152 193H149V192H146V190ZM170 188L169 187H166L165 188V191L169 190ZM186 189H190V188H186ZM196 189V188H195ZM151 190V189H150ZM149 190V191H150ZM27 189H25V192L24 193H28ZM35 191V190H33ZM141 191L142 195L141 196V193H139ZM263 193V190L261 191ZM260 192V194H261ZM29 193L33 194L32 190L29 191ZM42 193V192H41ZM144 193V194H143ZM148 193V194H147ZM35 194V193H34ZM50 194V192H49ZM145 195V196H144ZM148 195V196H147ZM251 195V194H249ZM83 196V197H82ZM82 197V198H81ZM100 195L98 196L97 200L100 199ZM113 197V196H112ZM140 197V198H138ZM261 197H263V195H261ZM138 201H136V199ZM144 198V199H142ZM36 199V200H35ZM112 199V200H111ZM146 199V200H145ZM108 200V202H107ZM117 200V203L115 202ZM124 200L126 201L127 200V203L124 202ZM128 201H131V202H128ZM136 201V202H135ZM263 201H264V198H263ZM122 202H124V204H126V207H123L124 204H122ZM140 204H138V203ZM33 203V204H32ZM78 203V204H77ZM109 203V204H108ZM135 203V204H134ZM32 204V205H31ZM36 204V205H35ZM122 204V206H120ZM128 204H129V208L131 207V209H128ZM167 204V205H166ZM173 204V203H167V202H160L158 205L157 208L159 207H162L164 209H169V206ZM39 207H38V206ZM75 205V206H74ZM83 205V203L81 204ZM103 207H102V206ZM114 205V206H113ZM116 205H117V208H116ZM165 205V206H164ZM30 206V207H29ZM74 206V207H72ZM92 206V207H90ZM110 206V208H109ZM112 206V207H111ZM125 206V205H124ZM155 206V205H154ZM72 207V208H71ZM75 207H78V208H75ZM88 207L87 210H85V208ZM90 207V208H89ZM116 209H115V208ZM68 208V210H67ZM125 208V210H124ZM66 209V210H65ZM78 209V210H77ZM80 209V210H79ZM82 209H84L85 211H87L86 213H83L82 212ZM105 209H109L108 211L105 210ZM112 209H114L112 211ZM123 209V210H121ZM39 210V211H38ZM41 210V211H40ZM44 210V211H43ZM59 210V211H60ZM119 210V211H118ZM131 210V212L133 213H128V211ZM136 210V211H135ZM171 210V209H169ZM109 211H112L111 213ZM116 211H117V214H116ZM151 211V210H150ZM42 212V213H41ZM58 212V210H57ZM76 212L79 213L77 214L76 216ZM81 212L83 214H85L86 216L82 215ZM104 212V213H103ZM126 213L125 215H123V213ZM130 212V211H129ZM64 213V214H63ZM107 213V214H106ZM110 213V214H109ZM113 213V214H112ZM40 214V215H39ZM49 214V215H48ZM106 214V215H105ZM28 215V214H27ZM105 215V216H104ZM116 215V217H114ZM124 217H123V216ZM73 216V217H72ZM82 216V217H81ZM103 216V217H102ZM110 216V217H108ZM38 217H33L34 219H36V222H41L42 220L38 219ZM50 217V218H49ZM65 217H68V218H65ZM90 217V218H88ZM106 217V218H105ZM132 217H134L132 219ZM64 218V219H63ZM72 218V219H71ZM97 218V219H95ZM50 219V220H49ZM75 219V220H74ZM88 223L90 222V224H87V221ZM89 219V220H88ZM100 219V220H99ZM122 219V221H121ZM84 220V221H83ZM105 220V221H104ZM112 220V221H111ZM97 224H96V222ZM102 221V222H101ZM128 221V223L126 222ZM133 221V222H132ZM125 222V223H124ZM131 222V223H130ZM7 223H9L8 221L4 222V219L3 218H0V230L1 231H6L8 228H7ZM124 225H123V224ZM129 225V226H128ZM121 226H123L121 228ZM4 227V228H3ZM121 231V233H120ZM109 233V234H108ZM113 233V234H112ZM152 233V232H151ZM85 234V233H84ZM88 236H86L87 238L83 240V242H85L88 237H93L94 236V230H89L88 231ZM83 234H80V236L78 238H80ZM62 237H65V235H61L60 237H58L59 239L62 238ZM114 237V238H113ZM149 235L146 236H142L141 239L144 240L141 241L139 239V243H142L146 240V241H149L151 238H153L151 235H150V239L148 238ZM45 238V237H44ZM109 238V239H108ZM113 238V239H111ZM111 239V240H110ZM148 239V240H147ZM45 240V239H43ZM132 240V239H131ZM130 240V241H131ZM57 241V240H56ZM66 241V239L64 240ZM115 241V242H114ZM134 241V240H133ZM132 241V242H133ZM137 241L138 240H135L133 243L130 242L129 244L130 245H134V243L136 242L137 244ZM141 241V242H140ZM113 242V243H112ZM132 243V244H131ZM54 244V243H53ZM109 244V245H108ZM146 244V242H145ZM143 247H145L146 245L148 246V242L147 244ZM105 245V246H104ZM138 245V244H137ZM141 245V244H139ZM109 246V248H108ZM94 247V248H93ZM114 247V246H113ZM98 248V249H96ZM102 251V252H101ZM114 251V249L112 250V252ZM93 254H92V253ZM108 252H111L108 251ZM102 253V254H101ZM106 253V254H105ZM111 255V253H108ZM109 257V255L107 256ZM100 262V261H99Z\"/></svg>","mask_w":264,"mask_h":264}]
</instances>
